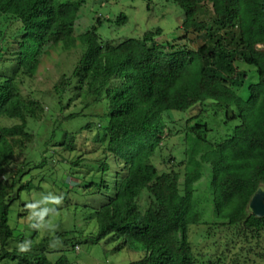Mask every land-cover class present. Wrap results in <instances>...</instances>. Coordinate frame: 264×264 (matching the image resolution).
<instances>
[{
  "label": "trees",
  "instance_id": "obj_1",
  "mask_svg": "<svg viewBox=\"0 0 264 264\" xmlns=\"http://www.w3.org/2000/svg\"><path fill=\"white\" fill-rule=\"evenodd\" d=\"M86 2L0 0V15L17 23L16 31L19 23L23 29L21 36L11 39L17 45L13 59H6L15 62L12 73L0 75V175L14 150L33 142L28 120H37L44 109L39 101L22 95L18 78L33 77L40 56L49 48L70 51L82 45L84 53L71 77L62 76L55 86L59 103L62 106L67 95H73L69 90L74 82L78 96L87 100L83 110L106 102L107 121L100 127L107 142L105 153L123 165L113 196L94 213L99 233L90 242L125 239L118 249L128 245L145 253L131 264H196L189 233L202 221L194 194L206 172L213 213L219 220L214 224L243 226L259 237L264 218L254 217L249 203L264 187V51L260 49L264 0H175L184 11L185 35L166 44L156 41L161 29L118 44L103 42L96 28L75 37ZM126 20L123 15L118 22ZM9 33L0 39H10ZM197 106L202 113L191 118ZM213 108L224 111L226 123L238 121L220 140L209 138L205 114ZM175 116H184L186 123L177 132L183 130L186 142L182 184L179 173H160L152 161L162 152L164 131L175 123ZM2 119L20 123L7 127ZM11 187L0 181V262L9 258L19 264H72L65 256L51 262L44 242L26 253L7 250L13 238L8 218ZM145 192L148 202L142 210L138 200Z\"/></svg>",
  "mask_w": 264,
  "mask_h": 264
},
{
  "label": "rangeland",
  "instance_id": "obj_2",
  "mask_svg": "<svg viewBox=\"0 0 264 264\" xmlns=\"http://www.w3.org/2000/svg\"><path fill=\"white\" fill-rule=\"evenodd\" d=\"M123 15L127 20L120 24L118 20ZM183 21L184 11L175 0H87L79 13L74 36L96 28L103 42L118 44L128 39H141L147 32L161 29L162 34L156 41L166 44L185 35ZM14 25L18 26L0 15V36H6L9 33L7 30L12 29L10 39H0V75L12 73L15 65V62L6 59H13L17 45L11 39L21 36L23 29L19 23L16 31ZM6 43L9 46L7 58ZM196 46V43L190 45L191 48ZM260 49L264 51V46ZM84 50L82 45L70 51L61 46L49 48L40 56V64L33 77L18 78L22 95L27 100L39 101L44 109L37 120H28V131L35 135L33 142L25 148H16L6 171L0 175V181L12 185L13 201L8 218L13 238L7 250L22 253L18 245L29 240L32 242L31 249L46 243V256L51 262L65 256L72 264H131L141 260L145 253L128 245L118 249L125 239L111 240L108 237L96 244L90 242L99 233L94 213L113 196L115 183L121 177L117 174L121 173L123 166L112 155L105 153L107 142L100 127L105 126L107 121L104 118L106 102L83 110L87 100L82 95L78 96L79 92L75 91L77 83L74 82L69 90H73L74 96L72 98V93L67 95L62 107L55 90L62 76L71 77ZM242 95L246 96L247 92H242ZM70 99L72 102L68 107ZM82 111L81 116L66 119L70 114ZM201 113L197 106L189 116L192 118ZM205 119L211 128L209 138L216 140L225 138L238 124V121L226 123L224 111L214 108L205 114ZM19 123L18 120L1 121L7 127ZM87 124L93 128L86 129ZM184 125V116H175V123L169 124L164 131L162 152H158L152 160L160 173H179L181 184L184 181L185 165L182 163H185L186 142L183 130L177 132ZM209 182L210 176L206 172L195 186L194 201L202 212V221L190 227L189 240L196 264H264V231L259 237H254L243 226L214 224L219 220L213 213ZM48 192L63 196L62 205H48L56 207L59 213L51 217L56 228L54 232L33 229L25 208L27 203L39 200L42 194ZM138 202L144 210L148 202L147 192ZM54 237H58L60 243L50 246ZM0 264H19V260L7 258Z\"/></svg>",
  "mask_w": 264,
  "mask_h": 264
},
{
  "label": "clouds",
  "instance_id": "obj_3",
  "mask_svg": "<svg viewBox=\"0 0 264 264\" xmlns=\"http://www.w3.org/2000/svg\"><path fill=\"white\" fill-rule=\"evenodd\" d=\"M63 196H58L53 194L52 192H48L46 195H41L39 200H35L33 202L27 203L25 205L26 210L28 211V220L32 221L33 229H44L49 232H54L56 228L53 225L51 217L58 215V210L56 207H48V205H62ZM41 205H45V207H41ZM60 243L58 237H54L53 241L50 242V246H56ZM32 242L29 240H25L21 244L18 245L19 251L22 253H26L30 251Z\"/></svg>",
  "mask_w": 264,
  "mask_h": 264
},
{
  "label": "water",
  "instance_id": "obj_4",
  "mask_svg": "<svg viewBox=\"0 0 264 264\" xmlns=\"http://www.w3.org/2000/svg\"><path fill=\"white\" fill-rule=\"evenodd\" d=\"M251 214L259 219L264 218V187H260L249 203Z\"/></svg>",
  "mask_w": 264,
  "mask_h": 264
}]
</instances>
